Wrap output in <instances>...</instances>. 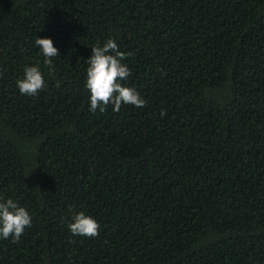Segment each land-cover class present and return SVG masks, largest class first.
Returning <instances> with one entry per match:
<instances>
[{
    "label": "trees",
    "instance_id": "trees-1",
    "mask_svg": "<svg viewBox=\"0 0 264 264\" xmlns=\"http://www.w3.org/2000/svg\"><path fill=\"white\" fill-rule=\"evenodd\" d=\"M108 38L144 107L90 110ZM0 198L32 216L0 264H264V0H0Z\"/></svg>",
    "mask_w": 264,
    "mask_h": 264
},
{
    "label": "clouds",
    "instance_id": "clouds-1",
    "mask_svg": "<svg viewBox=\"0 0 264 264\" xmlns=\"http://www.w3.org/2000/svg\"><path fill=\"white\" fill-rule=\"evenodd\" d=\"M35 43L45 57L44 65L54 71L53 58L58 57V48L52 39L37 37ZM91 52L86 60L88 67L85 81V87L90 92V110L95 113L99 109L103 113L110 104L114 112H119L122 104L144 107L146 101L140 93L123 83L131 75V70L122 61L131 53L121 51L114 38H108L102 45L97 42L91 47ZM16 83L22 95L34 96L44 89L45 78L40 67L32 65L25 67L23 78ZM164 115L166 112L161 111V116ZM31 224L32 216L26 207L12 198H0V238L11 237L14 243L18 242ZM68 228L73 235L95 237L99 234L100 225L92 216L80 211L74 214Z\"/></svg>",
    "mask_w": 264,
    "mask_h": 264
}]
</instances>
